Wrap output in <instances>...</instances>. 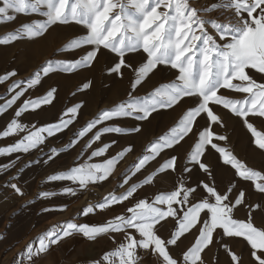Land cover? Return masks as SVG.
Instances as JSON below:
<instances>
[{
	"label": "snow or ice",
	"instance_id": "obj_1",
	"mask_svg": "<svg viewBox=\"0 0 264 264\" xmlns=\"http://www.w3.org/2000/svg\"><path fill=\"white\" fill-rule=\"evenodd\" d=\"M18 14L42 18L23 23L0 38V44L34 40L53 26L75 24L83 33L55 51L64 55L79 50L83 54L78 58L48 59L20 79H16L15 69L0 75V83L11 81L7 89L11 95L0 103V115L17 106L0 130V139L16 137L15 142L0 146V156L40 149L49 138L79 123L83 102L62 109L52 122H22L24 114L42 111L58 98L54 86L35 98L28 95L50 74L87 70L104 51L114 55L107 69L110 74L121 78L126 71L132 74L125 99L98 110L62 147H51L43 161L28 162V167L41 162L47 165L61 154L80 148L66 170L55 171L44 181L70 184L59 193L40 191V198L75 197L79 190L113 177L117 166L134 152V143L129 141L112 154L118 140L105 142L102 137H131L142 132V124L124 126L120 121L131 118L150 123L162 110L184 108L174 125L150 141L120 173L122 181L115 189L83 209V215L112 210L114 206L123 207L122 212L95 225L77 223L75 217L52 225L35 242L25 245L18 254L23 258L20 264H36L53 246L74 235L93 242L107 237L114 245L88 264H142L141 252L155 257V264H209L207 253L213 247H223L231 264H243L242 254L233 250L225 238H241L248 246L252 264H264V201H252L243 186L250 182L255 192L264 195V167L249 165L229 146L228 125L216 111L218 106L227 110L251 134L252 144L264 151V128L255 123L259 120L264 125V0H214L210 4H200L199 0H0V22H12ZM132 55L138 59L130 60ZM162 70H168L171 78L138 94ZM92 83L89 80L82 88L89 89ZM188 140L193 143L181 164L179 156L171 153ZM213 150L218 161L233 170V178L223 188L207 161ZM159 158L162 162L149 171ZM18 160L0 165V172L8 171ZM194 168L204 177L195 185L190 182ZM138 175L142 179L136 180ZM169 175L173 177L171 187L140 196L145 186L163 183ZM5 187L19 197L25 195L22 187L11 180ZM67 207L63 204L42 211H63ZM241 209L245 210L242 217L237 215ZM166 225L170 227L162 236ZM188 236H192L189 244L174 252Z\"/></svg>",
	"mask_w": 264,
	"mask_h": 264
},
{
	"label": "rangeland",
	"instance_id": "obj_2",
	"mask_svg": "<svg viewBox=\"0 0 264 264\" xmlns=\"http://www.w3.org/2000/svg\"><path fill=\"white\" fill-rule=\"evenodd\" d=\"M200 4H210L206 0H199ZM38 15L18 14L12 22H0V38L7 33L15 30L23 23L41 19ZM83 33V29L75 24L56 25L53 26L43 37L34 40H19L9 45L0 44V75L7 71L15 69L18 73L16 79L28 76L31 72L41 66L46 60L52 58H78L82 55V51H75L61 55L56 52L57 48L62 47L74 35ZM130 60L138 59L132 55ZM114 55L104 51L95 63L94 67L87 70H76L73 73H57L50 74L48 78L43 79L41 85L30 90L29 94L32 98L42 95L50 87L58 89V98L52 106H44L43 110H38L35 113H27L22 116V122L43 124L46 122L55 121L61 114L62 109L71 106L76 102H83L82 113L79 116V123L70 126V130H65L63 134H57L55 137L49 138L45 145L40 149L32 150L30 153H15L11 156H0V165L8 164L10 161L19 160L6 172H0V264H20L23 259L21 253L25 245L29 242H35V238L41 233L49 229L52 225L63 223L66 220L75 217L77 223H87L90 225L100 224L106 219L111 218L115 214H119L124 210L123 207L114 206L112 210H97L94 213L83 215V209L90 203H96L114 190L115 186L122 181L120 173L135 161V158L155 137L162 135L178 120L184 110L183 106L175 110H162L159 115L155 116L150 123H142L134 121L131 118H125L120 121L124 126L141 125L142 132L134 136H116L114 134L105 135L102 139L105 142L111 139L118 140V146L111 149L112 154L127 146L128 142L134 143V152L129 154L116 169L113 177H110L107 182H102L99 185H89L86 189L78 191L75 197H67L57 195L48 199L40 198V191H55L68 186V181H58L44 183L46 177L55 171L66 170L73 163L80 148L75 151L69 150L61 154L55 162H50L45 165L33 164L28 167L29 161L46 159V153L51 147H62L68 142L69 138L84 122L92 118L100 109L114 105L126 98L129 88V78L131 72L126 71L124 77L121 78L116 74H110L107 69L112 65ZM171 78V73L168 70L157 72L148 82L140 89L138 94H144L150 91L160 82H166ZM256 78H259L258 76ZM91 80L92 87L83 89V83ZM11 81L0 83V103L4 102L5 98H10V93L7 91ZM75 93V96H73ZM228 95L235 97L234 93L226 92ZM27 98V96L25 97ZM19 103V102H18ZM15 107L9 109L5 114L0 115V130L10 121L14 114ZM216 111L226 121L228 128L227 134L230 136V147H233L240 158L246 160L251 166H256L257 169L264 167V151L258 150L252 144L251 134L242 126V124L234 119L227 110H223L221 106L216 108ZM204 123L203 120L200 121ZM256 125L264 128L261 121L257 120ZM218 132H223L222 129H217ZM16 137L0 139V146H6L15 142ZM194 139V138H193ZM193 140L182 142L181 146L177 147L175 152L171 154L178 155L181 164L186 158L189 146ZM165 155H168L166 151ZM86 158V157H85ZM98 159V158H97ZM207 161L214 167L217 183L223 188L233 178V170L230 167L223 166L222 162L218 161L215 151H211L207 156ZM82 162V160L80 161ZM162 162V158L158 159L157 164H153L149 171L155 169L158 163ZM191 167V165H189ZM21 169H23L21 171ZM17 177V179H12ZM136 180L142 179V176H137ZM173 177L169 175L163 183L157 181L154 186H145L140 196H151L157 190H164L171 187ZM200 179H204L199 169L194 168L190 177V182L195 185ZM18 183L22 187L25 195L19 197L13 193L9 187H5L8 181ZM239 180V178H236ZM248 189L252 201H264V195L255 192L250 182L243 185ZM122 191V189H121ZM31 201V203H30ZM66 204L68 207L63 211L43 212L44 208ZM245 210L241 209L238 216H244ZM260 217L257 215L256 223L260 224ZM170 225L165 226V230L161 235H167V229ZM119 240L120 237L117 236ZM229 245L238 254H242L243 264H252V258L249 255L248 246L241 238L231 239L225 238ZM192 240V236H188L180 244L179 248H174V252H180ZM114 245L107 237L100 238L97 241H88L80 235H74L71 238L65 239L59 246H53L46 255H42L37 259L36 264H88L91 259H98L101 255ZM141 255L146 254L141 252ZM209 264H231L229 256L225 253L223 247H213L207 253Z\"/></svg>",
	"mask_w": 264,
	"mask_h": 264
},
{
	"label": "crops",
	"instance_id": "obj_3",
	"mask_svg": "<svg viewBox=\"0 0 264 264\" xmlns=\"http://www.w3.org/2000/svg\"><path fill=\"white\" fill-rule=\"evenodd\" d=\"M143 253V252H142ZM142 264H155V257L144 255Z\"/></svg>",
	"mask_w": 264,
	"mask_h": 264
},
{
	"label": "bare ground",
	"instance_id": "obj_4",
	"mask_svg": "<svg viewBox=\"0 0 264 264\" xmlns=\"http://www.w3.org/2000/svg\"><path fill=\"white\" fill-rule=\"evenodd\" d=\"M207 2H209V3H212V2H214V0H206Z\"/></svg>",
	"mask_w": 264,
	"mask_h": 264
}]
</instances>
